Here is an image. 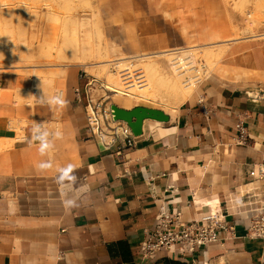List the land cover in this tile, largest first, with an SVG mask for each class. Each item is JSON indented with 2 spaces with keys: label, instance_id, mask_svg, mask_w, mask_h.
<instances>
[{
  "label": "crops",
  "instance_id": "1",
  "mask_svg": "<svg viewBox=\"0 0 264 264\" xmlns=\"http://www.w3.org/2000/svg\"><path fill=\"white\" fill-rule=\"evenodd\" d=\"M96 4L111 58L212 44L225 52L181 107L155 108L168 119H145L136 146L121 154L88 131L85 103L75 98L84 70L66 68L62 108L19 103L16 91L32 88L34 77L0 71V139L14 140L0 148V264H260L264 242L249 236L248 209L232 200L264 162L263 40L236 38L240 22L226 0ZM113 105L154 108L131 98ZM15 121L20 131L11 129ZM36 126L48 133L44 154ZM163 206L184 222L222 209L231 228L193 255L178 249L145 259L140 246Z\"/></svg>",
  "mask_w": 264,
  "mask_h": 264
},
{
  "label": "rangeland",
  "instance_id": "2",
  "mask_svg": "<svg viewBox=\"0 0 264 264\" xmlns=\"http://www.w3.org/2000/svg\"><path fill=\"white\" fill-rule=\"evenodd\" d=\"M38 1L37 0L36 1L35 0H32V1L31 0L29 1L28 0H0V40L3 42H12L13 40L16 48L19 49L21 45L19 51L23 49L24 51L22 50V52L25 54L24 59H22V63L19 61V63L11 64L14 66H9L4 61H0V71L5 72V73L29 74L34 77V85L32 86V88L27 89V90L26 89L17 90L16 92V94L18 95L17 101H19V103L21 102L33 103L36 100L41 101L42 98L44 101H46L47 98L59 94V90L62 89L61 85H54L53 81L51 80L53 78L51 72L56 71V69L58 68V66H55V65L67 63L66 55L62 54L63 56H59L57 55V52L54 51L53 57L47 56L48 50L51 49V47L53 46L54 47L57 46V44H55V41H61L60 42L61 44L65 43L66 47L68 48L67 52L70 53V55L75 54L74 49H76L78 43H80L81 45H86V46L92 45V47H94L98 51V53L99 52L108 53L104 45V34H103L102 26H101V19L100 18L98 19L95 13V7L97 5L96 0H87V2L86 0H71L69 2H66L63 0H60V1L59 0L58 1L57 0H50V1L40 0V2ZM226 1L232 13L234 14L235 18H237L240 22V24L235 27L236 38L238 39L244 38L250 35H257V36L264 35V0H226ZM50 2H53V3H50ZM10 3H12L13 7H10L11 6ZM31 3H32V6L30 5ZM57 3L59 4V6L57 5ZM66 3H67V6H66ZM3 4H6V5H3ZM25 4H27V7L24 8V6H26ZM64 5L66 6L65 9H63ZM75 5L77 6L75 7ZM54 6L56 9L54 8ZM14 7L16 9H13ZM69 7H71V9H69ZM67 9L69 10L68 13H67ZM54 10H57V11H54ZM249 14L250 16H248ZM71 16H73L72 19L69 18ZM82 22L86 24L89 22L86 25L87 29L89 30L88 34L85 31L86 27L81 26ZM64 36L66 37V39ZM260 38L261 36L259 38L254 37L251 39H260ZM18 42L22 43L23 45L19 44ZM17 44L19 46H17ZM25 45L27 47H25ZM23 46L25 49L23 48ZM213 46H219V45L212 44L208 46L207 45L192 46V47H188V50H185L184 48L183 50L180 49V52L173 51V56H176L177 53L179 54L188 53L187 58L191 57L194 59V64L200 70V76H201V79L203 80L208 74H210L216 68L217 64L221 60V58L208 60L205 57H203V54L206 51V49H209V47L211 48ZM213 48H216V47H213ZM103 49L105 51H101ZM45 50H46V53H45ZM40 53H42L43 56H41ZM190 53L193 55V57L191 56ZM37 54L40 56H38ZM98 55L99 54H96L94 57H90L89 58L90 63L100 61L101 59L99 58ZM102 59H105V58H102ZM109 59H111L112 61L116 59H120L121 61H125V62L127 61V63L134 61L136 63V67L142 68L145 72L146 70L143 66L144 64H146V62L150 58H148L147 55H140L134 58H131V57L111 58L109 57ZM36 64L39 65V68H38L39 71L44 73V76H43L44 78L43 77L40 78L39 75L35 72L33 65H36ZM167 64L168 66L170 65L169 62L166 63V65ZM17 65L18 66L20 65V66L18 67ZM23 65L25 66V68ZM70 66H76L77 68L84 70V72H87L90 75L100 78L102 80V83L106 84L105 83L106 75L102 74L99 68L95 67V68L88 69V66L83 65V64L70 65ZM70 66H67V68ZM169 67L171 68V66ZM107 69L112 71L111 62L108 64ZM94 70L96 71L94 72ZM96 73H98V75ZM195 73L196 71H194V66H191L188 63V71H186V75L188 77L186 79L185 78L181 79L184 81V84L190 83L191 85H194V89L198 85L195 83V81L197 80L196 79L197 75H195ZM46 75L47 77H45ZM181 75L183 74H180V76ZM187 79H190V80H187ZM143 86H139V88ZM106 89L114 93L109 88H106ZM128 96H131V95L125 94L124 98H131L135 103H138L140 105H146L149 107L166 109V110L173 108L172 106L168 104V101L170 99L167 100V98H165V100H162L160 98H157V99L147 98V99L138 100L137 98L128 97ZM118 98L119 97H117L114 94V96L112 97L110 101H112V103L116 102ZM21 128H22V125H20L16 121L11 124L12 130L20 131ZM48 130L50 129L48 128ZM9 142L13 144L14 140H9L8 142L6 141L4 144L5 147L9 146ZM4 145L2 146L3 148H4Z\"/></svg>",
  "mask_w": 264,
  "mask_h": 264
},
{
  "label": "built area",
  "instance_id": "3",
  "mask_svg": "<svg viewBox=\"0 0 264 264\" xmlns=\"http://www.w3.org/2000/svg\"><path fill=\"white\" fill-rule=\"evenodd\" d=\"M261 39L264 42V35H261ZM176 51L180 52V49ZM120 62V59L111 61V69L113 72L123 75L125 87L133 77L135 79L141 77L142 81L146 80L144 70L136 68L134 61L128 63L127 67L130 68L124 71L120 70ZM185 62L194 66L195 75H197L195 83L198 84L202 79L200 70L194 64V59L189 57ZM184 73L182 72L183 75ZM84 77L87 82L84 87L75 88V98L79 102L85 103L89 133L98 137L107 149L118 146L120 154L126 148L135 147L137 144L136 137L128 123L115 118L114 105L110 101L114 93L105 88V84L102 83L100 78L87 72H84ZM146 82H140L139 84L143 85ZM130 88H124V92L128 95L132 94L129 91ZM238 129L240 131V144H247L248 136L243 123L238 124ZM249 174L252 178L251 184H249L250 187L247 188L248 190L241 198L236 197L232 202L238 203V208L246 207L248 209V218L251 219L249 236L254 239H261L264 242V162L254 167ZM240 200L241 204L238 202ZM156 220L155 230L140 246V252L145 259L155 257L161 252L174 253L178 249L182 250L184 254L193 255L203 247L221 241L218 232L220 230L228 231L231 228L227 221V213L222 209H214L211 214L203 218V222H184L181 212L171 213L163 206ZM205 264L211 263L206 262ZM260 264H264V257Z\"/></svg>",
  "mask_w": 264,
  "mask_h": 264
},
{
  "label": "bare ground",
  "instance_id": "4",
  "mask_svg": "<svg viewBox=\"0 0 264 264\" xmlns=\"http://www.w3.org/2000/svg\"><path fill=\"white\" fill-rule=\"evenodd\" d=\"M63 1L69 2L71 0H63ZM38 2H40V0ZM86 2H87V0H86ZM32 3L30 4L31 6H32ZM50 3H53V2H50ZM10 4H11L10 7H13L12 3H10ZM71 4H73V3H71ZM3 5H6V4H3ZM25 5L26 6H24V8L27 7V4H25ZM57 5L59 6L58 3H57ZM66 6H67V3H66ZM66 6L64 5L63 9H65ZM76 6L77 5H75V7ZM54 8H55V6H54ZM13 9H16V8L14 7ZM69 9H71V7H69ZM54 11H57V10H54ZM68 11L69 10L67 9V13H68ZM95 13H96L98 19L101 18L97 5L95 7ZM248 16H250V14ZM69 18L72 19L73 16H71ZM56 21H57V19H56ZM87 24L82 22L81 26H83V27L85 26L86 27ZM85 31H86L87 34L89 33V30L87 29V27H86ZM56 35H57V33H56ZM260 36L261 35H259V36L250 35L248 37H250V38H254V37L255 38H259ZM65 39H66V37H65ZM12 42H13V40H12ZM12 42H3V41L0 40V61H4L9 66H14V65H11V64L19 63V61L22 63V59H24V57H25V54L22 52L23 49H21L19 51L21 45H20L19 49H17L16 46L14 45V42L13 43ZM60 42L61 41H55V44H57V46L56 47H54V46L51 47V49L48 50V55L47 56L48 57H53L54 51H56L57 55H59V56H63L62 54L66 55L67 63L66 64H60V65L57 64V65H55V66H58V68L56 69V71H52L51 72L52 76H53V78L51 80L53 81L54 85H61L62 89L59 90V94H61L63 96V98H64V95H65V93H64L65 92V90H64V81H65V76H66V68H67V66L78 65V64L87 65L88 69L89 68H95V67L99 68L101 73L106 75L105 87L109 88L110 90H112L117 97H119V98H124L125 97V94H127V93L124 92V88H126V87L124 86V82L122 80V76L123 75H120V74H118L116 72H112V71L107 69L108 64L112 61L111 59H109L110 56H109V52H108V48L107 47H105V48L107 49L108 53H103V52H99L98 53V51L94 47H92V45L91 46H86V45H81L80 43H78L76 49H74L75 50V54L74 55H70V53L67 52L68 48L66 47L65 43L61 44ZM19 44H22V43H19ZM17 46H19V45L17 44ZM25 47H27V46L25 45ZM213 47H216V48H213ZM213 47H211V48L209 47V49H206V51L203 54V57H205L208 60L209 59L211 60V59L221 58L223 53L225 52L226 48L225 47H221V46H213ZM23 48H24V46H23ZM181 49L183 50L184 48H181ZM185 50H188V48H185ZM38 51H39V49H38ZM99 51H100V49H99ZM101 51H105V50L103 49ZM173 51H176V50H170V51H165V52H160V53H155V54H147L148 58H150V59L148 61L146 60L147 62L143 66L145 68V70H146L145 71L146 80L142 81L140 79L141 77H138L136 79L133 77V79L131 81L127 82L128 87L131 86V88H130V92L132 93V94H130L131 97L137 98L138 100L139 99H147V98H149V99L150 98H153V99L160 98L162 100H165V98H167V100L170 99L168 101V104L173 107L172 110H175L176 108H178L182 103H184L190 97V95L194 91V85H191L190 83H185L184 84V81L181 80V79H184V78L186 79L188 77L186 75V71H188V63L185 62L188 53H186V54H177L176 56H173ZM43 53H44V51H43ZM45 53H46V50H45ZM40 54H41V56H43L42 53H40ZM96 54H99L98 56H99V58L101 60L93 62V63H90L89 58L90 57H94ZM38 56H40V55H38ZM191 56L193 57L192 54H191ZM154 57H156V58H154ZM102 58H105V59H102ZM152 58H154V59H152ZM168 62L170 64L169 66H171V68L168 66V64L166 65V63H168ZM127 65H128L127 61L126 62L125 61H121L120 64H119V67L121 68L120 70L122 71V70H125V69H129L130 67H127ZM33 67H34L35 72L39 75V77L42 78L44 76V73L39 71V69H38L39 65L36 64V65H33ZM135 67H136V65H135ZM24 68H25V66H24ZM95 71L96 70H94V72ZM182 72H185V73H184V75L180 76V74H182ZM96 74L98 75V73H96ZM45 77H47V75ZM130 77H132V76H130ZM144 81H147L145 84H143L145 87L143 85L139 84L140 82H144ZM138 85L139 86H143L144 88H139ZM20 92H22V91H20ZM4 140L0 139V141H1L0 148L1 149L3 148L2 146L5 144V142L6 141L8 142V140H5V141ZM10 145H12L11 142H9V146ZM4 147H5V145H4Z\"/></svg>",
  "mask_w": 264,
  "mask_h": 264
},
{
  "label": "water",
  "instance_id": "5",
  "mask_svg": "<svg viewBox=\"0 0 264 264\" xmlns=\"http://www.w3.org/2000/svg\"><path fill=\"white\" fill-rule=\"evenodd\" d=\"M116 120L127 122L132 132L136 135L141 133L142 123L147 118L157 120H167L168 116L163 110L138 106L132 110H126L118 106H113Z\"/></svg>",
  "mask_w": 264,
  "mask_h": 264
},
{
  "label": "clouds",
  "instance_id": "6",
  "mask_svg": "<svg viewBox=\"0 0 264 264\" xmlns=\"http://www.w3.org/2000/svg\"><path fill=\"white\" fill-rule=\"evenodd\" d=\"M41 102L42 103L44 102L43 98L41 99ZM47 103L50 106H58V107L62 108L66 105L67 102L61 94H57V95H54V96L47 98ZM33 132H34L33 139L40 141V152H41V154H44L46 149H48L51 146L47 140L48 133L47 132H41V129L39 126H36L33 129ZM55 135L58 137V136H60V133L56 132ZM39 166H40V168H48L50 165L47 163H41ZM69 203H71V202H69Z\"/></svg>",
  "mask_w": 264,
  "mask_h": 264
},
{
  "label": "trees",
  "instance_id": "7",
  "mask_svg": "<svg viewBox=\"0 0 264 264\" xmlns=\"http://www.w3.org/2000/svg\"><path fill=\"white\" fill-rule=\"evenodd\" d=\"M168 264H184V263H181V262H178V261H176V262H168Z\"/></svg>",
  "mask_w": 264,
  "mask_h": 264
}]
</instances>
